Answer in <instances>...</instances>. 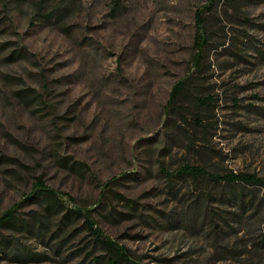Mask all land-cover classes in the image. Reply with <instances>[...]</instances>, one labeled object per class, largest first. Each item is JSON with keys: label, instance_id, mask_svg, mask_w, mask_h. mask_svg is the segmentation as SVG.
I'll use <instances>...</instances> for the list:
<instances>
[{"label": "rangeland", "instance_id": "obj_1", "mask_svg": "<svg viewBox=\"0 0 264 264\" xmlns=\"http://www.w3.org/2000/svg\"><path fill=\"white\" fill-rule=\"evenodd\" d=\"M208 3L0 0V264H91L76 207L139 264H264V184L215 177H264V0Z\"/></svg>", "mask_w": 264, "mask_h": 264}, {"label": "trees", "instance_id": "obj_2", "mask_svg": "<svg viewBox=\"0 0 264 264\" xmlns=\"http://www.w3.org/2000/svg\"><path fill=\"white\" fill-rule=\"evenodd\" d=\"M214 0H209L208 5L210 6L213 3ZM114 6L119 5L120 0H112ZM203 22L204 17L198 18V25L200 26V31L198 34L200 35L198 38V53L195 56L196 63H199L201 61V52L203 50L204 44L206 42V38L204 36L203 32ZM202 31V32H201ZM182 83L179 81L175 86L172 88L169 96V103H171L175 97L177 96L178 92L181 89ZM178 172L181 173H189L191 175L199 176L204 175L207 173V170L202 165H195V164H189L184 163L181 165L178 169ZM215 177H223L228 182H236V181H243L246 183H252V184H264V177L257 176L253 173L249 172H229L225 174H216ZM33 193H37L40 196L44 197L46 202V208L47 210L50 209L53 205H60L63 203L61 200V197L59 196V193L56 192L54 189L48 187L43 178L41 176H37L36 180L34 182V191ZM70 211L82 214L85 217L86 223L92 230L93 234L95 235V238L99 240L105 247V253L99 254L94 258L91 264H139L135 259L131 257L130 251L127 247L120 245L118 242L114 241L113 239L109 237H104L102 235L101 230L96 226L95 220L91 217L90 209H82V208H75L70 209ZM13 217V208L5 211L0 216V225H3L4 223L8 222Z\"/></svg>", "mask_w": 264, "mask_h": 264}]
</instances>
